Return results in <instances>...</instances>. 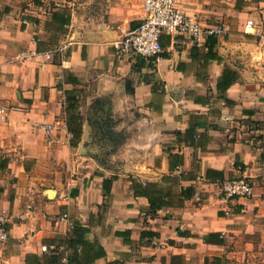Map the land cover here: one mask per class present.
I'll return each instance as SVG.
<instances>
[{
    "label": "crops",
    "instance_id": "0c3cea01",
    "mask_svg": "<svg viewBox=\"0 0 264 264\" xmlns=\"http://www.w3.org/2000/svg\"><path fill=\"white\" fill-rule=\"evenodd\" d=\"M179 7L227 33L201 47L162 35L157 57L120 58L113 43L143 23L142 0H0V264H48L42 247L72 232L64 214L103 250L91 264H264V0ZM67 96L121 105L139 159L117 172L83 156ZM242 177L253 196L226 199L223 182Z\"/></svg>",
    "mask_w": 264,
    "mask_h": 264
},
{
    "label": "built area",
    "instance_id": "2783aa9c",
    "mask_svg": "<svg viewBox=\"0 0 264 264\" xmlns=\"http://www.w3.org/2000/svg\"><path fill=\"white\" fill-rule=\"evenodd\" d=\"M181 0H142L145 19L143 23L134 30L124 34L113 43L117 57H157L163 52L161 43L162 35L172 37L187 36L196 46H204L210 37H221L227 33L223 23L215 25H204L197 17L184 13L179 3ZM253 21L247 22V28H253ZM175 44L182 45L183 39H175ZM63 51V49H59ZM46 58L51 59L52 53H46ZM48 133L54 130L52 125L41 127ZM222 193L226 199L250 198L254 194V185L246 178L228 179L221 186ZM62 221L69 222L68 214L61 217ZM9 217L7 214H0V243H6L10 239L8 228ZM56 246H43L42 252H57ZM61 251L64 248H60Z\"/></svg>",
    "mask_w": 264,
    "mask_h": 264
},
{
    "label": "rangeland",
    "instance_id": "374dc122",
    "mask_svg": "<svg viewBox=\"0 0 264 264\" xmlns=\"http://www.w3.org/2000/svg\"><path fill=\"white\" fill-rule=\"evenodd\" d=\"M77 112L81 116L82 134L85 135L83 156L117 172L122 169L124 163L131 166L125 157H131V162L139 159L138 153L126 150L130 137L122 128L124 112L121 105L113 103L111 97L81 99Z\"/></svg>",
    "mask_w": 264,
    "mask_h": 264
},
{
    "label": "trees",
    "instance_id": "16d2710c",
    "mask_svg": "<svg viewBox=\"0 0 264 264\" xmlns=\"http://www.w3.org/2000/svg\"><path fill=\"white\" fill-rule=\"evenodd\" d=\"M224 84L220 87L227 88L234 82V78L231 74L226 72L222 78ZM68 94V93H67ZM67 100L69 103L68 112H69V120H68V127L73 136L72 145H76L81 138L82 134V123H81V116L77 113V105H76V98L67 96ZM136 193H140L141 195L148 196L151 200V207L153 210L157 208H161L162 206L166 205V202L163 201V196L161 193L149 189L150 185L143 186L142 184H134ZM153 186V185H152ZM87 229L80 224L74 223L72 232L68 238L65 239L66 246L64 250L61 251L60 246H56L58 249L57 252H50L48 253V264H60L62 257L68 254V261L69 264H91L94 259L98 255L103 254V250L98 248V250L94 251V245H91L88 241H86L85 236L87 234ZM86 245L88 248L86 249V253H84L83 249L80 251V247ZM94 251V252H93ZM92 252L94 254H92ZM111 264H118L117 262Z\"/></svg>",
    "mask_w": 264,
    "mask_h": 264
}]
</instances>
